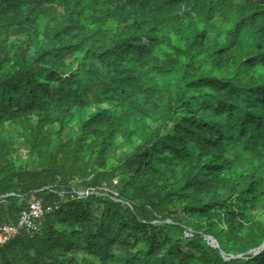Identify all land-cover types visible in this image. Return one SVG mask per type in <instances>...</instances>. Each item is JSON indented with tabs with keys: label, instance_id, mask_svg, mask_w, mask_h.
I'll use <instances>...</instances> for the list:
<instances>
[{
	"label": "trees",
	"instance_id": "obj_1",
	"mask_svg": "<svg viewBox=\"0 0 264 264\" xmlns=\"http://www.w3.org/2000/svg\"><path fill=\"white\" fill-rule=\"evenodd\" d=\"M32 195L0 264H264V0H0V224Z\"/></svg>",
	"mask_w": 264,
	"mask_h": 264
},
{
	"label": "built area",
	"instance_id": "obj_2",
	"mask_svg": "<svg viewBox=\"0 0 264 264\" xmlns=\"http://www.w3.org/2000/svg\"><path fill=\"white\" fill-rule=\"evenodd\" d=\"M86 193H90V191ZM57 207L58 206L54 207L52 204L45 206L42 198L32 195L28 200L27 208L22 211L17 223L0 224V245L13 239L22 229L38 230L40 228L41 219L45 213L53 211L54 208ZM192 235V230H187L186 236Z\"/></svg>",
	"mask_w": 264,
	"mask_h": 264
},
{
	"label": "water",
	"instance_id": "obj_3",
	"mask_svg": "<svg viewBox=\"0 0 264 264\" xmlns=\"http://www.w3.org/2000/svg\"><path fill=\"white\" fill-rule=\"evenodd\" d=\"M11 194H14V193H11ZM207 240L209 244H211V246H215V247L219 246L217 239H215L213 236L211 237V235H207ZM263 248H264V243L257 249V252L261 251ZM222 253L226 258H228L225 255L224 251Z\"/></svg>",
	"mask_w": 264,
	"mask_h": 264
}]
</instances>
